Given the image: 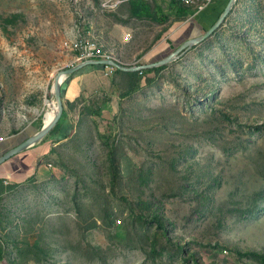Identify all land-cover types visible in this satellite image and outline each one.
Wrapping results in <instances>:
<instances>
[{"label":"rangeland","instance_id":"1","mask_svg":"<svg viewBox=\"0 0 264 264\" xmlns=\"http://www.w3.org/2000/svg\"><path fill=\"white\" fill-rule=\"evenodd\" d=\"M228 1L198 25L191 6L182 38L152 61L149 47L108 48L129 66L155 62ZM115 2L0 0V136L42 126L50 99L57 106L66 42L95 39L106 23L118 40ZM164 66L129 94L131 79L106 70L85 103L64 102L72 128L44 160L53 173L0 183V264H264L252 253L264 254V0H237L212 36ZM148 214L168 229L159 254Z\"/></svg>","mask_w":264,"mask_h":264},{"label":"crops","instance_id":"2","mask_svg":"<svg viewBox=\"0 0 264 264\" xmlns=\"http://www.w3.org/2000/svg\"><path fill=\"white\" fill-rule=\"evenodd\" d=\"M215 2L203 11L189 14L191 15L190 21L198 25L199 21H204L207 17L210 22L213 19L212 8ZM115 3L114 9H112V21L116 24L117 34L114 36L112 33L111 37L118 40H115L114 44L109 41L107 37L109 25L107 23L100 26L101 34L95 37L99 38L107 49L114 47L117 51L121 48L120 52L117 51L118 55L122 54L124 47L135 45L140 48L136 53L144 52L149 47L150 49L145 52V55L150 53L148 60L152 61L155 58L153 53L156 52L157 47L163 45L164 42L173 45L182 36L181 20L183 15L178 12L172 0H116ZM116 43L117 45H115ZM105 71L106 69L98 66H86L71 76L67 80L64 102L74 103L84 100L82 103H85L86 98L95 87V79ZM65 112L67 117L61 129L53 135L50 133L43 141L3 163L0 166V178L4 181L20 183L33 176L42 177L49 172L53 173L52 168H48V164L44 163V160L51 155L50 152L54 144L67 137L71 131L72 123L70 121L72 120H70L66 109ZM37 125L31 122L20 130L7 135L0 143V154L14 148L33 135L39 129Z\"/></svg>","mask_w":264,"mask_h":264},{"label":"water","instance_id":"3","mask_svg":"<svg viewBox=\"0 0 264 264\" xmlns=\"http://www.w3.org/2000/svg\"><path fill=\"white\" fill-rule=\"evenodd\" d=\"M236 1L237 0H229L227 2L224 9L222 10L220 15L214 22V24L207 31L203 32L200 35L191 36L189 39L185 40L178 48H176L169 55L155 62H149L145 64L129 66V65L122 63L119 60H86L74 66H71L69 68L59 70L52 84V94L54 95L56 103H57V111H56V116L54 120L49 124H43L40 129H38L33 135L25 139L19 145L8 150L7 152L0 154V166L3 163H5L7 160H9L10 158L14 157L15 155L20 154L32 148L39 142L43 141L61 123L65 115V105H64L63 98H62V85L64 81L70 75L76 73L77 71L89 65H104L105 66V64H109L123 71L135 72V71H141L143 69L164 66L170 62H173L184 51H186L187 49H190L191 47L203 42L204 40L212 36L221 27L226 17L228 16L232 8L234 7ZM62 76H65V78L62 79Z\"/></svg>","mask_w":264,"mask_h":264},{"label":"trees","instance_id":"4","mask_svg":"<svg viewBox=\"0 0 264 264\" xmlns=\"http://www.w3.org/2000/svg\"><path fill=\"white\" fill-rule=\"evenodd\" d=\"M173 1V5L175 6V7H177V9H178V12L181 14V15H184V14H186L188 11H189V9H190V7L191 6H187V5H185V4H183L182 2H180L179 0H172ZM208 8V7H207ZM207 8H205V9H207ZM204 9V10H205ZM192 10H194V11H197V9H195L194 7L192 8ZM203 11V10H202ZM216 21V20H215ZM214 21V22H215ZM214 22L209 26V28L214 24ZM208 28V29H209ZM207 29V30H208ZM206 30V31H207ZM93 66H98V67H100V68H102V69H105V66L104 65H89L88 67H93ZM165 66H160V67H154V68H148V69H143V70H141V72L140 71H138V72H125V71H123V70H120V69H118V68H116L115 69V73L116 74H124V75H127L130 79H131V84H132V87L125 93V94H129L130 92H132V91H135L137 88H139L140 86H141V81H142V79H141V76H140V74L141 75H144L145 76V82H146V84H153L156 80H157V77H158V74H159V72L164 68ZM85 68V67H84ZM83 69V68H82ZM81 69V70H82ZM81 70H79V71H77L76 73H74V74H72V75H70L65 81H64V83H63V85H62V98L64 99V96H65V89H66V84H67V80L71 77V76H73V75H75V74H77L78 72H80ZM149 73H155V76H148V74ZM72 104V103H71ZM66 117H67V114H66V112H65V115H64V117H63V120L61 121V123L51 132V134L50 135H53V134H55V133H57L60 129H61V126L63 125V123L65 122V119H66ZM39 125V124H38ZM39 127V129L41 128V125H39L38 126ZM49 136V135H48ZM59 141V140H58ZM110 146H111V148L113 147L112 146V143L110 142ZM53 149L51 150V154L53 153ZM109 159H110V164H111V167H112V170H113V172H114V179H118L119 178V175H118V173H119V170H118V165H117V163H116V158H115V154H114V152H113V149H111L110 150V154H109ZM0 183L1 184H3L4 183V179H2V178H0ZM141 219H144L145 221H147V222H150V223H152V224H155L156 225V227H158L161 231H160V233H155V235H154V238H153V241H152V245H151V247H152V251H151V253L152 254H159V252H160V250H159V246L162 244V239H161V237L162 236H165V237H167V232H168V229H167V226H166V222H165V220L163 219V217L162 216H159V215H156V214H154V215H151V214H148V215H141ZM249 253H251V252H249ZM252 253H254L255 255L254 256H257V257H259L260 259H261V262H263L264 263V254H259V253H255V252H252ZM194 256H191V258H193ZM3 259V254H2V247L0 246V261ZM194 262L196 263V264H198V262L196 261V260H194Z\"/></svg>","mask_w":264,"mask_h":264},{"label":"built area","instance_id":"5","mask_svg":"<svg viewBox=\"0 0 264 264\" xmlns=\"http://www.w3.org/2000/svg\"><path fill=\"white\" fill-rule=\"evenodd\" d=\"M187 6H194L197 11H202L205 8L209 7L215 2V0H179ZM116 4V3H115ZM113 4L112 6H114ZM103 7H109V2L102 4ZM67 50L74 52L73 61L69 67L74 64L86 60H119L113 50L107 49L101 44L96 38L90 39L85 36L77 38L75 40H69L65 43ZM75 64V65H76ZM105 69L110 72L115 70L116 67L113 65L105 64ZM141 72V71H140ZM5 139V137L0 136V143ZM51 166V164H49ZM8 183V181H6Z\"/></svg>","mask_w":264,"mask_h":264},{"label":"bare ground","instance_id":"6","mask_svg":"<svg viewBox=\"0 0 264 264\" xmlns=\"http://www.w3.org/2000/svg\"><path fill=\"white\" fill-rule=\"evenodd\" d=\"M64 78H65V76H62V79H64ZM51 93H52V91H51ZM53 97H54V95H53ZM54 99H55V97H54ZM52 104H53V99H50L49 104H47L48 107L45 110L43 124L51 123L56 116L57 106L54 107Z\"/></svg>","mask_w":264,"mask_h":264}]
</instances>
